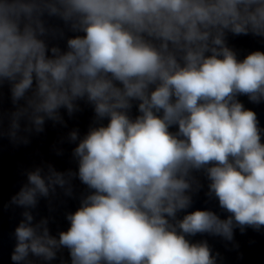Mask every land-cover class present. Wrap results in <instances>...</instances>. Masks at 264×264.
<instances>
[{"label":"clouds","instance_id":"obj_1","mask_svg":"<svg viewBox=\"0 0 264 264\" xmlns=\"http://www.w3.org/2000/svg\"><path fill=\"white\" fill-rule=\"evenodd\" d=\"M65 28L83 35L63 50L51 40ZM227 33L264 37V0H0V141L67 127L62 110L71 118L81 101L94 111L84 135L67 134L76 169L36 166L10 198L24 209L14 264L62 249L71 264H217L206 240L186 237L264 228V129L237 99L264 101V52L237 59ZM200 170L226 218L186 212ZM77 179L87 193L52 235L31 210L58 188L72 197Z\"/></svg>","mask_w":264,"mask_h":264}]
</instances>
